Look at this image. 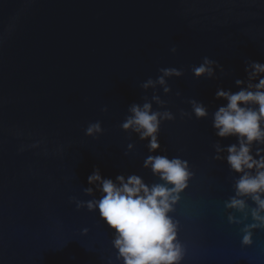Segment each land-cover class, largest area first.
Listing matches in <instances>:
<instances>
[{"label":"water","instance_id":"water-1","mask_svg":"<svg viewBox=\"0 0 264 264\" xmlns=\"http://www.w3.org/2000/svg\"><path fill=\"white\" fill-rule=\"evenodd\" d=\"M205 56L224 73L196 78L191 68ZM246 61L264 63V0H0V264H119L98 210L69 198H93L83 189L96 167L105 178L161 182L143 167L147 140L120 125L129 105L151 98L141 84L162 67L184 75L167 78V94L157 86L167 103L153 109L176 119L161 124L163 151L151 154L179 156L194 172L171 213L181 264H264V228L242 245L243 225L228 222L229 211L242 215L224 206L238 174L213 148L237 142L214 134L212 113L226 103L217 88L237 91L246 79ZM192 98L207 117L181 119ZM96 121L103 133L86 135Z\"/></svg>","mask_w":264,"mask_h":264},{"label":"clouds","instance_id":"clouds-1","mask_svg":"<svg viewBox=\"0 0 264 264\" xmlns=\"http://www.w3.org/2000/svg\"><path fill=\"white\" fill-rule=\"evenodd\" d=\"M171 52L177 51L173 46ZM224 73L218 61L203 57L199 66L193 65L191 71L196 78H216V69ZM157 78L149 77L141 84L144 90L153 89L149 99L132 103L130 113L120 127L130 133H136L140 140H147L149 155L143 161V167L150 169L159 181L145 182L138 174H118L115 179L102 176L98 167L87 177L89 187L83 192L93 197L87 201L70 197L77 209L86 207L89 211L98 210L100 218L112 230V246L115 249V261L119 264H181L186 248L179 239V220L171 213L181 199V193L188 187L194 176L188 160L179 156L169 158L166 154H151L161 150L159 132L164 121L176 119L168 110L153 109V102L161 108L167 103L156 93L157 86L165 94L171 91L167 78L181 77L183 69L162 67ZM246 79H236L237 91L218 87L215 98L224 100L212 113V128L220 138L235 137L236 143L222 146L217 140L213 145L214 159L226 161L229 169L238 175L233 178L234 195L224 206L242 215L237 217L229 211L230 224L243 225L242 245L252 244L254 229L264 228V63L246 61ZM177 96L180 92L176 93ZM191 112L179 110L181 119H196L209 115L208 107L195 98L187 101ZM107 107L103 111H107ZM104 131L101 122L89 123L85 129L88 136H97ZM129 143L127 149H133ZM226 153V155H224ZM127 155V152H125ZM94 186V187H93ZM99 193L97 198L95 193ZM249 201L252 203L250 204ZM251 217L252 223H245ZM88 229H83L87 233ZM108 264H115L109 258Z\"/></svg>","mask_w":264,"mask_h":264}]
</instances>
